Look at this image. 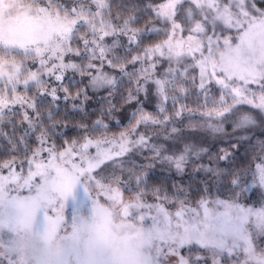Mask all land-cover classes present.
<instances>
[{
  "label": "snow or ice",
  "instance_id": "1",
  "mask_svg": "<svg viewBox=\"0 0 264 264\" xmlns=\"http://www.w3.org/2000/svg\"><path fill=\"white\" fill-rule=\"evenodd\" d=\"M0 264H264V3L0 0Z\"/></svg>",
  "mask_w": 264,
  "mask_h": 264
},
{
  "label": "trees",
  "instance_id": "2",
  "mask_svg": "<svg viewBox=\"0 0 264 264\" xmlns=\"http://www.w3.org/2000/svg\"><path fill=\"white\" fill-rule=\"evenodd\" d=\"M259 3H264V0H258ZM157 176V179H159L161 182H164L166 184H168L169 186L172 185L173 183H176V184H180V183H184V184H188V183H191L192 184V187L193 189L196 188V185L201 183V180L196 178V177H191V176H188L186 179H181V181H179V179L176 178V176L174 175H171V174H164V173H157L156 174ZM253 192H249L246 194V196L248 197V199H250V197L253 195Z\"/></svg>",
  "mask_w": 264,
  "mask_h": 264
},
{
  "label": "rangeland",
  "instance_id": "3",
  "mask_svg": "<svg viewBox=\"0 0 264 264\" xmlns=\"http://www.w3.org/2000/svg\"><path fill=\"white\" fill-rule=\"evenodd\" d=\"M159 173L169 174V173H167V172H159ZM171 175L176 176L175 174H171ZM187 177H188V176H184V177H178V176H176V178L179 179V181H181V179H186ZM195 177L198 178V179H200L199 174H196ZM247 198H248V197H247ZM258 199H259V196H258V194L255 193V190H254L253 195H252V196L250 197V199H248V200H249V201H252V202H255V201L258 200Z\"/></svg>",
  "mask_w": 264,
  "mask_h": 264
}]
</instances>
